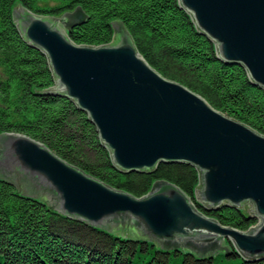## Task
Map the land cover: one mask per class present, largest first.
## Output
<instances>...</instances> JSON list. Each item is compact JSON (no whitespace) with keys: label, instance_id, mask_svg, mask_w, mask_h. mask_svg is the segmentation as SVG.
I'll use <instances>...</instances> for the list:
<instances>
[{"label":"water","instance_id":"water-1","mask_svg":"<svg viewBox=\"0 0 264 264\" xmlns=\"http://www.w3.org/2000/svg\"><path fill=\"white\" fill-rule=\"evenodd\" d=\"M196 35L214 42L220 64H240L248 86L264 90V0H178ZM81 5L38 14L17 4L15 25L26 45L40 49L54 76L41 96H66L87 113L113 167L156 172L160 162L187 163L199 173L202 210L244 209L247 230L199 211L175 184L163 181L135 196L68 162L40 140L0 132V180L65 217L94 226L132 229L133 238L162 249L191 247L204 264L228 238L243 263L264 259V134L212 106L201 94L164 76L138 51L122 22L112 41L75 43L67 34L89 22Z\"/></svg>","mask_w":264,"mask_h":264},{"label":"trees","instance_id":"trees-1","mask_svg":"<svg viewBox=\"0 0 264 264\" xmlns=\"http://www.w3.org/2000/svg\"><path fill=\"white\" fill-rule=\"evenodd\" d=\"M59 15L81 5L89 22L68 28L72 41L99 45L112 41V22L129 31L147 62L168 78L201 94L212 106L264 134V90L248 86L240 64H220L214 42L196 35L189 13L178 0H0V132H20L42 141L68 162L114 188L141 196L156 182L178 186L196 208L223 225L247 230L244 209L202 210L195 188L199 173L187 163L160 162L156 172L113 167L108 150L88 123L87 113L66 96H41L54 85L45 54L26 45L15 25L12 8ZM223 250L204 264L243 263L228 238ZM191 247L162 249L156 240L133 238L132 229L107 230L68 218L0 180V264H199Z\"/></svg>","mask_w":264,"mask_h":264},{"label":"rangeland","instance_id":"rangeland-1","mask_svg":"<svg viewBox=\"0 0 264 264\" xmlns=\"http://www.w3.org/2000/svg\"><path fill=\"white\" fill-rule=\"evenodd\" d=\"M176 80V79H175ZM178 81V80H177ZM180 82V81H179ZM182 83V82H181ZM185 85V84H184ZM257 219V218H256ZM256 222H258V219L256 220ZM225 239V238H224Z\"/></svg>","mask_w":264,"mask_h":264},{"label":"bare ground","instance_id":"bare-ground-1","mask_svg":"<svg viewBox=\"0 0 264 264\" xmlns=\"http://www.w3.org/2000/svg\"><path fill=\"white\" fill-rule=\"evenodd\" d=\"M128 230V229H127ZM130 230V229H129Z\"/></svg>","mask_w":264,"mask_h":264}]
</instances>
